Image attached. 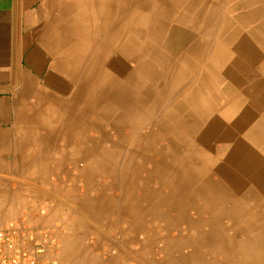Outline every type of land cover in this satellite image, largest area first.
I'll list each match as a JSON object with an SVG mask.
<instances>
[{
    "label": "rangeland",
    "instance_id": "1",
    "mask_svg": "<svg viewBox=\"0 0 264 264\" xmlns=\"http://www.w3.org/2000/svg\"><path fill=\"white\" fill-rule=\"evenodd\" d=\"M53 21L68 143L1 164L0 228L48 264H264V0H60Z\"/></svg>",
    "mask_w": 264,
    "mask_h": 264
},
{
    "label": "crops",
    "instance_id": "2",
    "mask_svg": "<svg viewBox=\"0 0 264 264\" xmlns=\"http://www.w3.org/2000/svg\"><path fill=\"white\" fill-rule=\"evenodd\" d=\"M57 2L0 0V169L5 162L47 161L48 148L60 144V108L55 118L46 110L49 98L60 97L49 85L59 50Z\"/></svg>",
    "mask_w": 264,
    "mask_h": 264
},
{
    "label": "built area",
    "instance_id": "3",
    "mask_svg": "<svg viewBox=\"0 0 264 264\" xmlns=\"http://www.w3.org/2000/svg\"><path fill=\"white\" fill-rule=\"evenodd\" d=\"M33 237L14 225L0 228V264H48L44 247ZM26 243H34L33 249L26 248Z\"/></svg>",
    "mask_w": 264,
    "mask_h": 264
},
{
    "label": "bare ground",
    "instance_id": "4",
    "mask_svg": "<svg viewBox=\"0 0 264 264\" xmlns=\"http://www.w3.org/2000/svg\"><path fill=\"white\" fill-rule=\"evenodd\" d=\"M69 1V0H68ZM71 1V0H70ZM84 3V2H83ZM106 4V3H105ZM113 4V3H112ZM111 5V4H110ZM109 5V6H110ZM64 8L67 9V6L63 5ZM65 9V10H66ZM86 9V8H85ZM105 9V8H104ZM81 11V10H80ZM84 11V10H83ZM93 10H91V13H92ZM87 13V11H86ZM89 13V12H88ZM92 17H95V16H92ZM76 19V17H74ZM98 18V17H97ZM105 18V17H104ZM73 19V18H72ZM99 20V19H98ZM77 21V19H76ZM80 23V22H79ZM98 26V25H97ZM100 26V25H99ZM121 28V27H120ZM119 28V29H120ZM99 29V28H98ZM123 29V27H122ZM86 30V29H85ZM90 31V30H89ZM105 32V31H104ZM117 32V31H116ZM87 33V32H86ZM95 33V32H94ZM100 33V32H98ZM106 33V32H105ZM124 34V33H123ZM122 37V35H120ZM77 38V37H76ZM94 41V39H93ZM96 41V40H95ZM94 41V43H95ZM108 42V41H107ZM107 44V43H106ZM118 45V43L116 44V46ZM97 46V45H96ZM122 46V45H121ZM123 47V46H122ZM108 48V47H107ZM98 49V48H97ZM102 51V50H101ZM91 54V53H90ZM94 55V54H93ZM104 56V55H103ZM61 57V56H60ZM60 57H59V60H60ZM106 57V56H105ZM108 57V56H107ZM85 58V57H84ZM89 58V57H88ZM103 58V57H102ZM80 60V59H79ZM85 60V59H84ZM87 61V60H86ZM62 64V63H61ZM80 64V63H79ZM84 64V63H83ZM101 64V63H100ZM65 65V64H64ZM63 66V65H62ZM83 66V65H82ZM101 69V68H100ZM100 72V70H99ZM111 72V71H110ZM63 73V72H62ZM65 76L68 77V75H72L71 78L73 79V77L75 78L74 80H76L77 85L73 86V90L71 91V93L69 94V98L68 99H64V98H61V99H57V98H54V99H51L49 98V101L47 103V106H46V110H47V116H54V114H57L58 113V109L60 108V111L61 110H64L66 109V106L68 105L69 102H71L75 97L78 96V92H79V77H78V68L75 70V69H71L69 71V73H63ZM98 74V73H97ZM112 74V73H111ZM83 75V74H82ZM88 77V76H87ZM96 78V77H95ZM71 79V80H72ZM33 80V79H32ZM50 96V95H49ZM45 97V96H44ZM41 101V100H40ZM69 101V102H68ZM39 102V101H38ZM40 103V102H39ZM35 110V109H34ZM33 111V110H32ZM39 111V110H38ZM35 112V111H34ZM42 116V115H40ZM39 117V116H38ZM31 118V117H30ZM44 118V117H43ZM55 118V116H54ZM33 120V119H32ZM38 121V120H37ZM36 121V122H37ZM54 121V120H53ZM39 122V121H38ZM42 122V121H40ZM43 123V122H42ZM41 127V126H40ZM45 128V127H44ZM43 128V129H44ZM58 130V129H57ZM37 131V130H36ZM69 133H66L65 135H63L62 131L60 132V137H64L65 139V143L67 145L68 141L67 139L69 138ZM42 135V134H41ZM40 139V138H39ZM51 142V141H50ZM57 142V141H56ZM60 145V144H59ZM58 146V145H57ZM253 172V171H252ZM96 234V233H95Z\"/></svg>",
    "mask_w": 264,
    "mask_h": 264
}]
</instances>
